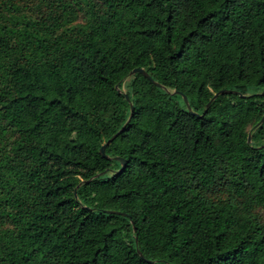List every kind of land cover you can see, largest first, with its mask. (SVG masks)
<instances>
[{
  "label": "trees",
  "instance_id": "obj_1",
  "mask_svg": "<svg viewBox=\"0 0 264 264\" xmlns=\"http://www.w3.org/2000/svg\"><path fill=\"white\" fill-rule=\"evenodd\" d=\"M263 118L264 0H0V264H264Z\"/></svg>",
  "mask_w": 264,
  "mask_h": 264
},
{
  "label": "water",
  "instance_id": "obj_2",
  "mask_svg": "<svg viewBox=\"0 0 264 264\" xmlns=\"http://www.w3.org/2000/svg\"><path fill=\"white\" fill-rule=\"evenodd\" d=\"M136 73H141V74H143V75L149 76L148 73H147L146 71H144L143 69H140V68H136V69H134L133 71H131L130 76H133V75L136 74ZM226 92H227L226 90H222V91L216 93V94L214 95V97L212 98V100L208 103V106H207V107H209V106L212 104V102H213L214 100H216L221 94L226 93ZM178 93H179V92H178ZM183 97H184V100H185V102H186V104H187L189 110L192 111V109H191V105H190V103H189V101H188L187 96L183 95ZM127 99H129L128 95H127ZM134 109H135V108H134L133 104L131 103V116L129 117L128 122L124 125V127H123V128L117 133V134H115V135H114V136H113L108 142H106V143L101 147V149H100V153H101L103 156H106V148H107V146H108L113 140H115V139L117 138L118 134H120L122 131H124V129L126 128L127 124L130 122V120H131V118H132V116H133ZM263 122H264V118L262 119L261 124H262ZM251 141H252V137L249 136V142H251ZM119 160H120L121 163H122V168H121V169H123V168L125 167L126 161H125L124 159H122V158H119ZM108 212H109V213H117V214H120V212H113V211H108Z\"/></svg>",
  "mask_w": 264,
  "mask_h": 264
}]
</instances>
